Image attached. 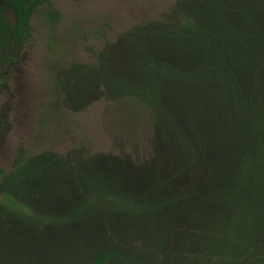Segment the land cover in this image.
<instances>
[{"label":"rangeland","instance_id":"1","mask_svg":"<svg viewBox=\"0 0 264 264\" xmlns=\"http://www.w3.org/2000/svg\"><path fill=\"white\" fill-rule=\"evenodd\" d=\"M47 1L30 18L24 44L0 50V182L19 156H31L49 169L32 195L42 212L47 205L56 216L79 208L86 188L72 178L75 166L94 175L96 189H107L116 202L97 198L56 224L0 213V264H90L105 252L113 255L103 264H223L226 256L220 263L201 231L208 221L223 219L217 193L230 184L241 159L229 151L221 125L217 135L210 122L203 131H190L195 109L190 122H173L176 112L184 116L188 98L183 89L179 95L166 89L162 80L152 108L105 81L142 79L148 85V76L117 61L148 59L146 53L153 60L171 59L173 45L158 30L184 6L202 9L203 0ZM52 9L58 17L50 23L46 13ZM249 18L231 22L264 32V9ZM188 190L194 192L174 198ZM126 196L141 209L146 202L172 200L141 210L126 208Z\"/></svg>","mask_w":264,"mask_h":264},{"label":"trees","instance_id":"2","mask_svg":"<svg viewBox=\"0 0 264 264\" xmlns=\"http://www.w3.org/2000/svg\"><path fill=\"white\" fill-rule=\"evenodd\" d=\"M45 1L48 3L47 0H0V50L3 53L4 50L19 49L24 44L31 34L29 20L40 12L39 6ZM248 1L203 0L204 7L197 11L182 4V10L177 11L180 16L170 22L171 25L158 30L173 45L171 59L154 57L153 60V56L146 53L143 55L148 59L137 55V60L117 61L118 66L130 65L140 77L148 76L151 81L148 85L141 82L142 79L122 83L105 77L108 87L120 90L130 98L134 96L143 104L148 102L149 108H152L149 105L161 80L164 87L176 95L180 94L179 89L185 90L189 107L183 117L176 112L173 122H178L176 118L190 122L191 109H195L196 124L189 125L190 131L195 132L194 127L203 131L204 124L210 122L212 133L217 135L220 124L219 129L225 139L228 138L229 151L239 153L241 159L236 162L230 184L217 193L222 201L219 206L223 219L218 223L208 221L201 228L210 237L206 242L210 252L219 253L220 263L226 256L223 264H264V32H250L243 25L231 22H237V17L239 22L249 23L251 11L264 9V0ZM46 15L50 23L58 17L54 9L47 11ZM104 72L105 76L109 75L105 67ZM171 79L175 82L169 87L167 82ZM186 135V132L181 133L182 137H188ZM72 168V178L79 180V185L86 189L79 208L74 213L69 210L70 214L82 211L85 205H95L97 198L115 201L107 189H96L100 182L91 178L94 175L81 167ZM48 170L38 166L31 156H19L8 172H2L0 213H13L30 222L32 218H41L31 224H56L66 220L68 210L65 215L56 216L52 206L47 205L48 209L42 212L32 200L33 192L40 187L39 175ZM91 179L94 180L92 183ZM188 191L174 198L194 192ZM171 200L172 197L152 204L146 202L141 209V205H134L135 200L127 197L130 202L126 208L156 209ZM191 241L203 243L199 237H192ZM112 255V252H105L90 264H103Z\"/></svg>","mask_w":264,"mask_h":264}]
</instances>
